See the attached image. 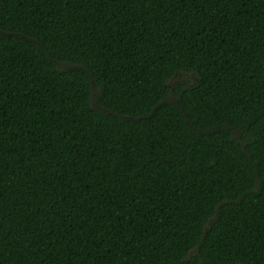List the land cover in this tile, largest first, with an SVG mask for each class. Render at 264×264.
Segmentation results:
<instances>
[{
  "label": "trees",
  "instance_id": "trees-1",
  "mask_svg": "<svg viewBox=\"0 0 264 264\" xmlns=\"http://www.w3.org/2000/svg\"><path fill=\"white\" fill-rule=\"evenodd\" d=\"M0 264H264V0H0Z\"/></svg>",
  "mask_w": 264,
  "mask_h": 264
},
{
  "label": "rangeland",
  "instance_id": "rangeland-1",
  "mask_svg": "<svg viewBox=\"0 0 264 264\" xmlns=\"http://www.w3.org/2000/svg\"><path fill=\"white\" fill-rule=\"evenodd\" d=\"M186 77H184V79H185ZM174 84V81H171V83H170V85L172 86Z\"/></svg>",
  "mask_w": 264,
  "mask_h": 264
}]
</instances>
